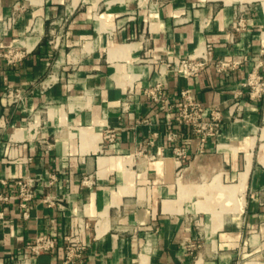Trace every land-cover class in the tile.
Returning a JSON list of instances; mask_svg holds the SVG:
<instances>
[{
  "label": "crops",
  "instance_id": "obj_1",
  "mask_svg": "<svg viewBox=\"0 0 264 264\" xmlns=\"http://www.w3.org/2000/svg\"><path fill=\"white\" fill-rule=\"evenodd\" d=\"M206 44L243 64L158 73ZM263 46L264 0H0V50L22 54L0 57V180L39 179L28 218L0 204V264L41 235L54 250L22 262L63 264L82 223L84 264H264V97L243 86ZM159 82L164 102L144 93ZM183 89L221 113L218 135L168 123Z\"/></svg>",
  "mask_w": 264,
  "mask_h": 264
},
{
  "label": "built area",
  "instance_id": "obj_2",
  "mask_svg": "<svg viewBox=\"0 0 264 264\" xmlns=\"http://www.w3.org/2000/svg\"><path fill=\"white\" fill-rule=\"evenodd\" d=\"M249 8H241L236 14V19L233 24V29L237 33H242L246 29V16L249 14ZM9 21L14 20L12 17ZM0 57L5 58L8 63H14L22 57V54L13 49H7L6 51L0 50ZM244 62L242 55H235L231 59H219L214 58V48L211 44H206L204 48L194 54H191L185 58L173 57L165 62L160 60L157 63V71L160 76H163L165 72L162 66H166L169 70L186 77H196L201 74L207 67L213 65L218 72L232 71L239 68ZM264 66V46L259 51L258 59L254 62V65L248 76L243 83V86L247 89V93L251 99L264 97V74L261 72V67ZM145 95L153 98L157 101H166L163 98L162 83L159 82L152 88H148L144 91ZM15 102L22 101L24 99L23 92L15 90L8 94ZM127 101L124 102V105ZM169 108L175 110L176 121L169 120V124H178L185 126L190 131L199 137H210L219 134L222 116L216 109H208L204 104L197 99L190 89H183L180 92V101L176 104H170ZM166 141L173 146V151L178 160H181L186 156V148L177 145L180 134L174 129H167L164 133ZM115 137L114 130L108 129L106 131L105 139L112 141ZM149 144L152 141L147 140ZM54 180V176L50 178ZM85 183L89 182L88 178L84 179ZM39 183L38 178L27 177L13 180V182L5 179L0 180V204H8L13 197L18 201L19 207L24 211V218L29 217V204L35 198L36 186ZM10 185H14V190L10 189ZM4 218V210L0 208V221ZM78 231L73 230L72 234L67 237V243L65 247V258L63 264H84L85 251L87 244H84L79 239V235L89 229L88 223H82L78 226ZM56 247V241L50 236L41 235L38 236L35 241L29 246L26 251L18 256L16 264H24L22 261L27 260L28 257L35 258L41 253H47L54 250ZM24 260V261H25Z\"/></svg>",
  "mask_w": 264,
  "mask_h": 264
}]
</instances>
